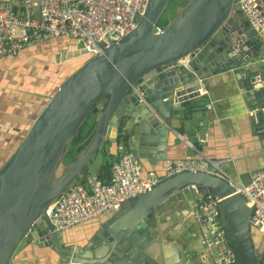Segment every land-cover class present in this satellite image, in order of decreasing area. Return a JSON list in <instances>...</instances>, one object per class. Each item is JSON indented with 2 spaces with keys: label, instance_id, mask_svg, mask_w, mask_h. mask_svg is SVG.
Segmentation results:
<instances>
[{
  "label": "water",
  "instance_id": "1",
  "mask_svg": "<svg viewBox=\"0 0 264 264\" xmlns=\"http://www.w3.org/2000/svg\"><path fill=\"white\" fill-rule=\"evenodd\" d=\"M167 1L146 0L134 27L101 53L87 56L82 47H71L54 54L55 62L85 58L47 98L0 165V264H9L24 238L74 264H170L151 244L161 239V212L184 192L205 191L218 197L219 220L237 264H264V249L255 241L264 230L249 224L252 207L212 167L158 175L156 183L121 202L83 241L63 240L45 213L61 191L87 173L95 174L91 160L106 141L121 136L137 157L164 159L168 119L190 107L183 100L202 95L200 84L207 87L215 76L230 72L244 86L245 100L254 102L264 94L251 87L244 67L258 45L246 35L245 21L233 15L235 0H184L154 31ZM32 12L37 15V8ZM186 55V66L176 63ZM261 105L251 117L256 126H264ZM85 121L83 137L69 146Z\"/></svg>",
  "mask_w": 264,
  "mask_h": 264
},
{
  "label": "built area",
  "instance_id": "2",
  "mask_svg": "<svg viewBox=\"0 0 264 264\" xmlns=\"http://www.w3.org/2000/svg\"><path fill=\"white\" fill-rule=\"evenodd\" d=\"M146 0H0V59L15 56L22 48L53 37L71 38L86 55L101 53L104 47L134 27L144 9ZM37 8V15L32 8ZM232 9L253 32L258 43L257 62L245 64L250 84L264 91V10L258 0H235ZM162 26L155 24L154 31ZM188 56L176 63L187 65ZM135 88V84L130 85ZM200 94L204 89L198 90ZM209 107L210 103H206ZM259 109L264 110V100ZM253 107L248 110L255 118ZM187 143L189 141L186 139ZM109 164L107 179L87 173L66 190L61 191L48 205L45 213L55 229H65L79 222L97 217L108 209H117L121 202L141 193L158 181L152 170L141 172L139 158L122 143ZM219 159L202 154L197 156L165 157L163 176L180 170L212 172L222 177L240 193L252 207L248 222L264 230V166L256 167L246 183L227 175ZM218 197L208 191L201 193L192 208L191 217L202 226L200 238L211 264H237L231 244L222 226L217 209ZM33 264V263H29Z\"/></svg>",
  "mask_w": 264,
  "mask_h": 264
},
{
  "label": "crops",
  "instance_id": "3",
  "mask_svg": "<svg viewBox=\"0 0 264 264\" xmlns=\"http://www.w3.org/2000/svg\"><path fill=\"white\" fill-rule=\"evenodd\" d=\"M239 21L244 22L243 19ZM244 25L246 35L251 36L258 45L253 32L246 23ZM60 38L63 37L33 43L22 48L13 57L0 59V159L17 142L26 121L30 119L40 100L44 99L43 95L27 90L30 88L25 87L26 85L19 83V87L13 77L22 64L33 59V56L27 53L29 51H49L53 48L48 55L49 60L54 61L53 56L57 51L77 46L75 43L60 46L51 43L53 39ZM258 57L257 47L256 52L246 59V65L257 62ZM72 59L83 61L84 56ZM243 87L230 72L215 76L207 87L200 84L198 90L204 89V93L183 100L181 104H189L190 107L183 109L181 113L176 112L175 116L168 119L165 157L202 154L211 159H219V167L227 175L246 183L253 169L264 166V126H256L248 113L250 108H256L263 102L264 94L256 96L254 102H249L251 100H245L241 95ZM208 102L209 107L206 106ZM190 136L193 137L192 141L189 140ZM186 139L190 142L187 143ZM118 143L106 141L104 148L96 151L91 160L96 174H104L102 163L107 157L114 158ZM124 147L129 149L126 145ZM138 158L142 173L148 170L157 175L163 173V159L150 162L148 157ZM106 174H109V168ZM200 197L201 194L198 193L184 192L167 204V211L161 212V215H164L161 217L163 221L157 227L162 234L161 239L152 241L151 244L162 252L170 264H211L210 257L205 254L200 242L202 226L191 217V209ZM117 209H108L97 217L62 229L63 240L83 241ZM23 240L14 250L9 264H74L64 261L49 246H42L25 238ZM255 241L260 249H264V233L259 234Z\"/></svg>",
  "mask_w": 264,
  "mask_h": 264
},
{
  "label": "rangeland",
  "instance_id": "4",
  "mask_svg": "<svg viewBox=\"0 0 264 264\" xmlns=\"http://www.w3.org/2000/svg\"><path fill=\"white\" fill-rule=\"evenodd\" d=\"M172 1L171 0L167 1L168 3L165 6L163 12L164 11H166V13L168 12L169 8H167V6ZM183 2L184 0H174L172 10L174 11L178 10V8L182 5ZM258 2L260 5V8L264 10V0H258ZM54 38H57V37H54ZM51 43L52 44L55 43V45L60 46V45H72L75 42L71 38L63 37V38H60V40L53 39V42ZM75 44H78V43H75ZM52 49L53 48H51L50 50ZM38 50L39 51L32 50V51L27 52L28 54L33 56L32 57L33 59L30 61H27L28 63H24L21 65L19 70L15 73L13 80L17 81L19 87H21L20 84L22 86L26 85L25 87L30 88L27 90H33L37 92V94L43 95L44 99L41 105L42 107L44 103L46 102L47 98L50 95H52V93L55 91L59 83L66 76H68L73 70H75L82 63V61L74 60V59L56 61V62L52 60L50 61L49 60L50 57L48 55L50 50L49 51L47 50L40 51V49ZM33 117H31V120ZM86 122L87 121H85V123Z\"/></svg>",
  "mask_w": 264,
  "mask_h": 264
},
{
  "label": "trees",
  "instance_id": "5",
  "mask_svg": "<svg viewBox=\"0 0 264 264\" xmlns=\"http://www.w3.org/2000/svg\"><path fill=\"white\" fill-rule=\"evenodd\" d=\"M169 1V0H168ZM172 1V0H171ZM174 1V0H173ZM173 1L167 6V8H169L168 12L166 13V11L162 12V14L159 16L158 20H157V25H160V26H163L169 19H170V16L172 15V13L174 12V10H172V7H173ZM168 3V2H167ZM175 3V2H174ZM167 5V4H166ZM233 11V15L236 16V14L234 13V10L232 9ZM175 13V12H174ZM238 18V16H236ZM43 103V99L40 100L37 108L32 112L31 114V117H33L38 111L39 109L41 108V105ZM39 107V109H38ZM38 109V110H37ZM31 117L29 120L26 121L25 123V127L22 129V131L20 132V135L18 137V140L15 144H13L11 147H10V150L6 152V154L0 159V165L3 163V161L9 156V154L12 152V150L16 147V145L18 144L23 132L25 131V129L27 128L30 120H31ZM85 123H83L79 129L75 132V134L73 135V137L71 138L70 142H69V146H72L73 144H75L76 142H78L84 135L85 133ZM117 142H120L122 143L123 145H125V141H124V138L121 137V136H118L117 137ZM80 148V146H77V147H72L66 154V157H70L74 152H76L78 149ZM110 157H107V159H105L102 163V171L104 172V174H96L99 178L101 179H107L108 178V175L106 174L107 173V170H108V167H109V164H110Z\"/></svg>",
  "mask_w": 264,
  "mask_h": 264
},
{
  "label": "bare ground",
  "instance_id": "6",
  "mask_svg": "<svg viewBox=\"0 0 264 264\" xmlns=\"http://www.w3.org/2000/svg\"><path fill=\"white\" fill-rule=\"evenodd\" d=\"M192 210H193V209H191V213H192Z\"/></svg>",
  "mask_w": 264,
  "mask_h": 264
}]
</instances>
